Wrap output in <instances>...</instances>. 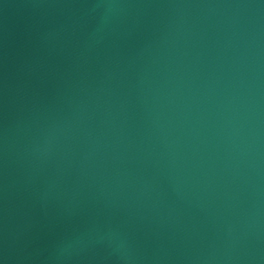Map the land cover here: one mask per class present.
I'll use <instances>...</instances> for the list:
<instances>
[{
	"label": "water",
	"instance_id": "water-1",
	"mask_svg": "<svg viewBox=\"0 0 264 264\" xmlns=\"http://www.w3.org/2000/svg\"><path fill=\"white\" fill-rule=\"evenodd\" d=\"M0 264H264V0H0Z\"/></svg>",
	"mask_w": 264,
	"mask_h": 264
}]
</instances>
